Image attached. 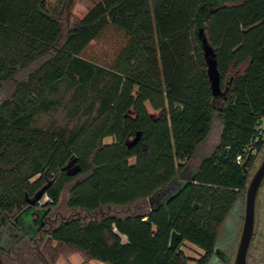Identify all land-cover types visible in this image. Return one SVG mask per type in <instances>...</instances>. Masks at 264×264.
<instances>
[{"label": "trees", "instance_id": "16d2710c", "mask_svg": "<svg viewBox=\"0 0 264 264\" xmlns=\"http://www.w3.org/2000/svg\"><path fill=\"white\" fill-rule=\"evenodd\" d=\"M76 1L0 0V90L9 86L0 101V205L25 203L46 173L56 177L49 204L70 184L72 208L146 207L63 223L55 237L88 259L188 264L186 240L203 250L197 264H208L219 225L248 185L247 149L264 147V0H93L80 15ZM201 27L222 95L212 92ZM101 73L114 83L89 124L68 136L30 125L59 82L85 85ZM214 130L217 143L193 167ZM72 156L74 175L65 169Z\"/></svg>", "mask_w": 264, "mask_h": 264}, {"label": "rangeland", "instance_id": "374dc122", "mask_svg": "<svg viewBox=\"0 0 264 264\" xmlns=\"http://www.w3.org/2000/svg\"><path fill=\"white\" fill-rule=\"evenodd\" d=\"M62 0H49L51 6L57 7L60 5ZM93 0H77L76 1V14H82L88 6L92 4ZM114 83V77L108 73H101L97 75V78L85 85L80 83H73L68 80H63L58 83L56 90L48 94V99L53 101L48 108L39 107L35 108L34 115L30 121V125L42 128L49 131H58L68 136L73 130H77L80 126L89 124L97 115L98 107L100 105L101 98L104 94L106 88L112 86ZM9 86L4 87L0 90V101L9 92ZM153 116H157L156 111L151 110ZM259 134L264 136V118L261 119L258 126ZM136 137H129L127 143H133ZM110 141V138H107ZM218 141L217 131H213L209 140L200 146L198 152L195 154L191 161V165L195 167L201 160L202 155L206 150L213 147ZM250 155L253 156V160L245 161L246 167L248 169V179L250 180L252 174L259 166L262 157L264 155V147L261 150H257L254 147L247 149ZM75 156H72L68 161L69 165H75ZM36 175L34 178H36ZM33 178V179H34ZM70 184L65 186L63 193L61 194L58 208L62 211L65 209V205L68 199V190ZM46 196V195H45ZM45 196L42 198L43 202L47 199ZM141 202L134 204L132 206H103L101 208L102 212H91L87 213L81 211L79 216L88 221L93 219V217H98L99 219L108 215L123 216L129 213H139L144 212L146 207H142ZM245 211V193L239 196L238 201L231 208L227 216L224 218L222 223L219 225L217 232V245L215 252L218 250V254L224 260H228L233 257L240 239L241 229L243 225ZM256 240H260L261 246L257 253L259 254L258 263H264V183L261 185L256 203ZM125 239V236H123ZM189 241H183L181 248L188 253L195 255V250ZM196 246V245H195ZM198 247V246H197ZM200 251L201 248L198 247ZM75 263H79L80 256L75 254L72 257ZM89 264H105L98 260H91ZM194 263V262H193ZM192 263V264H193ZM260 263V264H261ZM210 264H217L214 262V258L211 259ZM220 264V263H219Z\"/></svg>", "mask_w": 264, "mask_h": 264}, {"label": "flooded vegetation", "instance_id": "af4514ba", "mask_svg": "<svg viewBox=\"0 0 264 264\" xmlns=\"http://www.w3.org/2000/svg\"><path fill=\"white\" fill-rule=\"evenodd\" d=\"M34 177L35 176L30 179L31 182L41 179L42 174H38L36 178ZM55 181V176L50 177L45 173L44 182L39 189L46 184H49V188ZM263 183L264 179L262 184ZM39 189H37V191ZM37 191L29 194L26 190L24 196L25 203L20 206H11V202H9L6 207L0 205V257L3 259L4 263L89 264L88 262L92 259H88L82 252L71 245L63 243L55 237V232L63 223H70L76 218L86 223L87 221L85 222L84 219L79 216V213L84 210L69 207L68 199L65 209L62 211L58 208L60 199L56 204H49L47 201L41 203L40 200L46 193L35 203H30ZM101 208L102 207L93 212L101 213ZM95 219L99 218L97 216L93 217V220ZM255 236L256 230L254 231L248 249L246 264L261 263H258V258L261 257H259L257 253L261 243L260 240L255 239ZM75 254L80 256L79 263H75L72 259ZM234 258L235 254L233 257L229 258L230 264H233Z\"/></svg>", "mask_w": 264, "mask_h": 264}, {"label": "water", "instance_id": "95a60500", "mask_svg": "<svg viewBox=\"0 0 264 264\" xmlns=\"http://www.w3.org/2000/svg\"><path fill=\"white\" fill-rule=\"evenodd\" d=\"M198 36L201 40L204 57L207 63V74L210 80L213 95L215 96L222 95L224 91L222 90L221 87V76L218 69L217 58L214 48L208 42L204 32V28L202 27L199 28ZM245 165L246 163L244 162L243 166L245 168V171H247ZM65 169H67L68 174L74 175L77 171H79L80 165L75 163L74 166L73 165L68 166L67 164L65 166ZM263 179H264V155L262 157L259 166L252 174L245 190V211H244L243 225L241 229L239 243L235 252V258L233 264H246L248 249L255 231L256 200ZM48 186L49 184H46L43 187H41L35 193L30 203H35L36 201L41 199L43 195L46 193ZM178 238H179V233L176 230H173L170 236V242H169L170 247H175ZM0 264H5L1 257H0Z\"/></svg>", "mask_w": 264, "mask_h": 264}, {"label": "crops", "instance_id": "0c3cea01", "mask_svg": "<svg viewBox=\"0 0 264 264\" xmlns=\"http://www.w3.org/2000/svg\"><path fill=\"white\" fill-rule=\"evenodd\" d=\"M189 246H192V248L195 250L196 254L192 255V254H190V253H188L187 251L184 250L186 255L189 257L188 264H192L193 262H194L193 264H197L196 259L200 256V254L203 252V250L201 249L202 251H200L198 249L197 245L195 246V244H193V243H191ZM216 247H218L217 242H216L215 249H216ZM212 258H214V262H216L217 264H219V263L220 264H230L229 259L228 260H224L222 257H220V255L218 254V250L216 252L214 251L211 259ZM211 259L209 260L208 264H210Z\"/></svg>", "mask_w": 264, "mask_h": 264}, {"label": "built area", "instance_id": "2783aa9c", "mask_svg": "<svg viewBox=\"0 0 264 264\" xmlns=\"http://www.w3.org/2000/svg\"><path fill=\"white\" fill-rule=\"evenodd\" d=\"M45 198H46L47 201H48L49 197H48L47 195L45 196ZM40 202H41V203L43 202L42 199L40 200Z\"/></svg>", "mask_w": 264, "mask_h": 264}]
</instances>
